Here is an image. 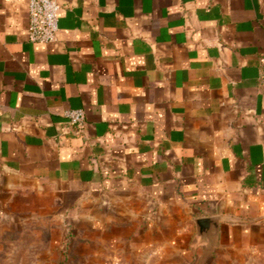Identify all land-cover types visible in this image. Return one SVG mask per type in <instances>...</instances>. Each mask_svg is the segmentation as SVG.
I'll use <instances>...</instances> for the list:
<instances>
[{
  "label": "crops",
  "instance_id": "crops-1",
  "mask_svg": "<svg viewBox=\"0 0 264 264\" xmlns=\"http://www.w3.org/2000/svg\"><path fill=\"white\" fill-rule=\"evenodd\" d=\"M56 1L45 44L28 0H0V203L57 204L198 264L264 240V0Z\"/></svg>",
  "mask_w": 264,
  "mask_h": 264
},
{
  "label": "rangeland",
  "instance_id": "rangeland-1",
  "mask_svg": "<svg viewBox=\"0 0 264 264\" xmlns=\"http://www.w3.org/2000/svg\"><path fill=\"white\" fill-rule=\"evenodd\" d=\"M132 238L85 226L57 204L0 203V264H198L188 251L177 255L166 246L158 254ZM207 264H264V240L221 247Z\"/></svg>",
  "mask_w": 264,
  "mask_h": 264
},
{
  "label": "built area",
  "instance_id": "built-area-1",
  "mask_svg": "<svg viewBox=\"0 0 264 264\" xmlns=\"http://www.w3.org/2000/svg\"><path fill=\"white\" fill-rule=\"evenodd\" d=\"M60 5L56 0H28V37L33 43L52 44L57 41L59 32ZM260 83L264 87V57L260 59ZM71 125L82 129L86 121L83 109L69 110L65 113Z\"/></svg>",
  "mask_w": 264,
  "mask_h": 264
},
{
  "label": "water",
  "instance_id": "water-1",
  "mask_svg": "<svg viewBox=\"0 0 264 264\" xmlns=\"http://www.w3.org/2000/svg\"><path fill=\"white\" fill-rule=\"evenodd\" d=\"M198 242L216 246L219 235V223L215 218H202L196 220Z\"/></svg>",
  "mask_w": 264,
  "mask_h": 264
}]
</instances>
